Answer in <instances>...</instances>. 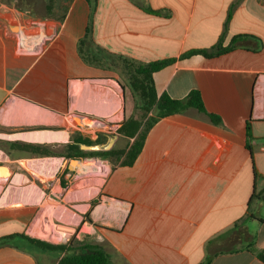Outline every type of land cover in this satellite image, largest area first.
Returning a JSON list of instances; mask_svg holds the SVG:
<instances>
[{
    "label": "crops",
    "instance_id": "1",
    "mask_svg": "<svg viewBox=\"0 0 264 264\" xmlns=\"http://www.w3.org/2000/svg\"><path fill=\"white\" fill-rule=\"evenodd\" d=\"M19 34L41 45L20 51ZM219 46L234 49L181 59ZM166 59L176 62L153 75L158 96L180 100L198 90L222 124L195 109L160 119L133 165L114 166L84 204L72 206L67 191L81 178L82 157L99 152L85 146L117 136L114 149L130 139L86 135V120L114 115L120 92L127 113L124 77ZM1 154V167L17 164L20 193L14 203L0 198V239L44 241L45 215L76 225L70 244L98 245L112 264H264L251 251L264 252V0H48L45 15L0 0ZM49 162L59 164L56 172ZM49 201L63 211L51 214ZM60 259L0 246V264Z\"/></svg>",
    "mask_w": 264,
    "mask_h": 264
},
{
    "label": "trees",
    "instance_id": "2",
    "mask_svg": "<svg viewBox=\"0 0 264 264\" xmlns=\"http://www.w3.org/2000/svg\"><path fill=\"white\" fill-rule=\"evenodd\" d=\"M89 34L90 29L88 28L86 38ZM233 49V46L226 48L219 46L214 52L208 53L206 51H194L190 54L184 55L181 59L188 58L193 54H203L206 57L211 58L228 53ZM82 56L85 59L83 54ZM175 62V59H166L140 65L134 68V74L131 75L129 83L130 89L135 98H137L138 108L146 112L147 116L151 113V116L148 117V123L143 131L140 132L138 127V129L133 133L126 132L127 135L131 136V138H135V141L128 151L122 152V157L124 158V161L121 163L122 165L131 166L135 163L143 149L149 130L155 123L164 117L174 114H182L189 109H195L199 113L205 115L214 125L220 126L222 124V120L219 116L211 114L206 110L202 95L198 90L191 91L184 99L180 100L172 99L166 94L158 96L154 86L153 75ZM126 133L124 134L126 135ZM30 148V146L25 147V149L28 150H30ZM248 148L250 147L248 146ZM258 221L261 224H264L263 219H259ZM4 245H12L18 249L32 253L37 251L54 253L61 257L58 264H112L108 253L100 246L94 244H85L82 246H75L73 244L53 245L44 241L31 239L25 235H12L0 239V246ZM251 251L253 253H257L258 258L264 262V252H258L254 245ZM211 260L212 258H209L204 264H209Z\"/></svg>",
    "mask_w": 264,
    "mask_h": 264
},
{
    "label": "rangeland",
    "instance_id": "3",
    "mask_svg": "<svg viewBox=\"0 0 264 264\" xmlns=\"http://www.w3.org/2000/svg\"><path fill=\"white\" fill-rule=\"evenodd\" d=\"M48 0H17V7L18 8H26L28 11L31 12V10H34L35 14L45 15L46 14V6H47ZM131 75L124 77L125 86H128V111L126 113V109L124 108L123 101L121 99V92H120V100H119V109L118 111L110 116V114H103V117L97 119H92L91 121L86 120V123L88 125H91V128H83V132L86 135H90L93 137L98 136L99 133L102 132H109L110 134L113 133H120L124 134L126 132L133 133L135 132L138 127L139 131H143L146 124L148 123V116L147 113L140 110L138 108V101L136 100L133 92L130 89L129 83H130ZM127 81V82H126ZM104 112L107 111V109H104ZM114 110V109H113ZM114 121V124L112 127H108V123L111 121ZM119 128H117V125ZM121 124L123 127H121ZM77 123L75 121H72V127L76 128ZM125 129V130H124ZM124 130V131H123ZM124 136H127L128 138L132 139L130 135L124 134ZM130 139L126 140L124 144H120V148H114L109 151H99L95 153H91L88 157H82L84 162L82 161L81 166L82 168H79V174L81 176L80 179L76 181L77 185L75 186L73 183L72 187L68 189V198L74 201L72 204L75 205L77 208L79 205L84 204L79 201L84 199V197L87 195L88 197L92 196L96 189H98L103 181L105 179V176L108 174V172L116 165L121 164L124 161V158L122 157V152L127 151L129 145H130ZM135 139V138H133ZM1 161H6V158L1 154L0 155ZM12 160V159H11ZM108 161V163H104V161ZM55 163V164H54ZM52 165L53 172H56L59 164L54 162ZM12 166V170L10 169L11 175L10 177L6 178V172L4 169H0V179H4L0 182V198L3 196L5 197L4 200L6 202L14 203L17 201V197L20 193V187L15 186V177L13 176V171L16 170V163L10 162L9 163ZM19 165V164H18ZM20 166V165H19ZM27 167L32 171L31 169V163L30 161H27ZM24 175H26L29 178V175L31 172L23 167ZM27 177H24V180L28 179ZM19 180V177H17ZM8 180V182H7ZM20 181V180H19ZM29 192V191H28ZM66 192V193H67ZM28 196H30L28 194ZM46 205H49L52 209L51 214L63 211L64 208L61 207L60 204L55 203L53 201H49L46 203ZM70 215L72 218L76 219L74 209L72 207L69 208ZM73 223V221H71ZM39 226L40 229L43 231L42 235L40 236L42 239L47 238L46 233L47 232H56L57 230H66L71 231L72 236L70 237V241L66 244L65 242H62L59 238L57 239H49V241L44 240V242L53 244V245H68L72 243L74 239V235L77 232V226L76 225H64L60 222H57L55 219L47 216H42L39 218ZM43 241V240H42Z\"/></svg>",
    "mask_w": 264,
    "mask_h": 264
},
{
    "label": "built area",
    "instance_id": "4",
    "mask_svg": "<svg viewBox=\"0 0 264 264\" xmlns=\"http://www.w3.org/2000/svg\"><path fill=\"white\" fill-rule=\"evenodd\" d=\"M39 45H41V42L39 40H36L35 37L27 34H19L18 47L20 51L28 52L32 49H36V47ZM44 232L47 234V238H45L46 241H49L48 238L52 240L59 238L60 240H62V242H65L66 244L70 241V237L72 236V232L66 230H57L56 232L52 231L51 233L47 231Z\"/></svg>",
    "mask_w": 264,
    "mask_h": 264
},
{
    "label": "water",
    "instance_id": "5",
    "mask_svg": "<svg viewBox=\"0 0 264 264\" xmlns=\"http://www.w3.org/2000/svg\"><path fill=\"white\" fill-rule=\"evenodd\" d=\"M13 30L16 31V32H19L20 28H15ZM73 119H75V121L77 123L82 125L80 116H74ZM116 137L117 136H115V138H110L107 143L98 144V145H94V146H85V148L88 149V150H93V151H109V150H111L113 148V146H114V144L116 142ZM78 162H79V160H77V159H72L71 160V163L74 164V165L78 164ZM104 163H108V161L105 160ZM0 169H4L5 170V172H6L5 177L6 178L10 177L11 172H10V170L8 168H4V167L0 166Z\"/></svg>",
    "mask_w": 264,
    "mask_h": 264
},
{
    "label": "bare ground",
    "instance_id": "6",
    "mask_svg": "<svg viewBox=\"0 0 264 264\" xmlns=\"http://www.w3.org/2000/svg\"><path fill=\"white\" fill-rule=\"evenodd\" d=\"M106 100H107V99H106ZM96 101H97V100H96ZM103 101H104V100H102V102H101V101H100V102L103 103ZM105 104H106V103H105ZM113 107H114V110H116L117 107H119V104H116V105H114ZM60 136H61V135H60ZM61 139H62V136H61ZM62 140H66V138H65V139H62ZM33 162H34V161H33ZM30 163H31V162H30ZM46 163H47V162H45V164H46ZM49 163L52 164V162H49ZM42 164H43V163H42ZM36 168H37V167H36ZM36 168H35V169H36ZM80 168H82V166H81ZM31 169H32V163H31ZM36 170H37V169H36ZM46 235H47V234H46Z\"/></svg>",
    "mask_w": 264,
    "mask_h": 264
},
{
    "label": "flooded vegetation",
    "instance_id": "7",
    "mask_svg": "<svg viewBox=\"0 0 264 264\" xmlns=\"http://www.w3.org/2000/svg\"><path fill=\"white\" fill-rule=\"evenodd\" d=\"M123 125L121 124V127H122ZM120 134V133H119ZM107 140V139H106Z\"/></svg>",
    "mask_w": 264,
    "mask_h": 264
}]
</instances>
